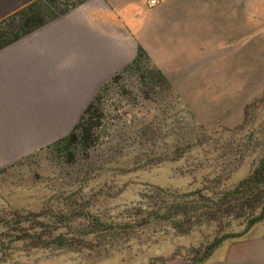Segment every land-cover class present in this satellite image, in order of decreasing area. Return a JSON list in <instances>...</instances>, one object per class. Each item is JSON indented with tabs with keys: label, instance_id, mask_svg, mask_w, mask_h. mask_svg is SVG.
Listing matches in <instances>:
<instances>
[{
	"label": "rangeland",
	"instance_id": "374dc122",
	"mask_svg": "<svg viewBox=\"0 0 264 264\" xmlns=\"http://www.w3.org/2000/svg\"><path fill=\"white\" fill-rule=\"evenodd\" d=\"M164 4L88 151L50 148L78 121L55 135L63 121L30 113L55 134L0 169V264H190L221 238L208 262L252 233L234 205L264 162V0Z\"/></svg>",
	"mask_w": 264,
	"mask_h": 264
},
{
	"label": "crops",
	"instance_id": "0c3cea01",
	"mask_svg": "<svg viewBox=\"0 0 264 264\" xmlns=\"http://www.w3.org/2000/svg\"><path fill=\"white\" fill-rule=\"evenodd\" d=\"M35 1L0 0V21ZM166 1L153 6L149 0H83L0 49V169L55 134L39 129L31 118L36 105L40 118L63 121L55 134L62 135L70 130L68 121L80 119L100 88L130 65L140 48L149 53L151 18ZM263 221L264 216L257 221L259 229L254 223L252 233L226 256L204 264H264Z\"/></svg>",
	"mask_w": 264,
	"mask_h": 264
},
{
	"label": "trees",
	"instance_id": "16d2710c",
	"mask_svg": "<svg viewBox=\"0 0 264 264\" xmlns=\"http://www.w3.org/2000/svg\"><path fill=\"white\" fill-rule=\"evenodd\" d=\"M61 4L62 0H37L0 21V49L12 44L30 31L44 25L49 19L69 9L63 8ZM146 56V52L140 48L134 61L122 71L117 72L100 88L74 128L67 135L54 142L50 148L55 150L59 155H65L70 150L77 154L88 151L97 140L96 134L102 124L101 122L104 117L102 100L105 94L112 86L119 83L124 74L140 72ZM236 192L237 197L234 206L237 210H248L245 219L247 220V227L251 226L264 216V162L240 183ZM223 203L222 200L221 202H217L215 206L222 208ZM184 208L190 212L191 210L197 211L200 207L185 205ZM259 208V213H256ZM229 236L226 234L224 237ZM220 240L221 238L219 240L214 239L210 245L194 250V256L190 264H203L207 261L211 253L219 246Z\"/></svg>",
	"mask_w": 264,
	"mask_h": 264
},
{
	"label": "built area",
	"instance_id": "2783aa9c",
	"mask_svg": "<svg viewBox=\"0 0 264 264\" xmlns=\"http://www.w3.org/2000/svg\"><path fill=\"white\" fill-rule=\"evenodd\" d=\"M166 1V0H149L150 5H158L159 3Z\"/></svg>",
	"mask_w": 264,
	"mask_h": 264
}]
</instances>
